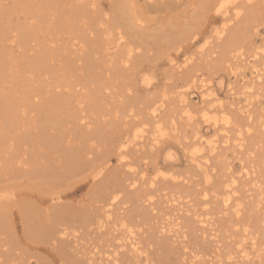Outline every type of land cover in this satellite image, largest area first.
I'll return each mask as SVG.
<instances>
[{"label": "bare ground", "instance_id": "obj_1", "mask_svg": "<svg viewBox=\"0 0 264 264\" xmlns=\"http://www.w3.org/2000/svg\"><path fill=\"white\" fill-rule=\"evenodd\" d=\"M23 13L26 16L19 17ZM49 14L54 27L77 32L76 37L72 35L76 42L68 45H77L78 54L70 50L75 54L70 60L75 59L84 75L78 70L82 77L76 75L79 79L74 84L49 70L52 48L56 57L65 59L63 66L77 68L63 56L70 48L67 44H60L59 51L41 41ZM52 29H46L48 34ZM208 32L216 35V41L206 39L204 48L217 56L208 58L214 65L207 69L222 67L236 82L228 81L224 91L208 86L200 90L197 110H193L189 89L203 81V73L199 72L200 57L188 55L187 50L199 37L207 38ZM34 40L46 49L38 43L40 51L29 56L26 51ZM8 48L17 54L9 60ZM161 58L176 75L158 88L145 76L149 70L143 61ZM17 67L14 74L11 69ZM8 68L10 74H6ZM33 68L42 74L43 70L55 72L53 79L64 83H49L40 74L35 77ZM43 91L42 99L38 94ZM36 96L43 100L37 105L46 113L40 112L41 131L31 139L27 128L18 130L26 127V111ZM211 103L220 111L221 122L208 114ZM170 105L181 108L191 127L186 143L178 137L179 123L172 112L176 108ZM93 122L94 127L100 124L110 132L99 154H94L97 146L87 143L101 136L90 126ZM169 123H173L170 128ZM76 124H84L85 134L89 133L85 137L78 128L82 131L77 139L83 142L79 146L72 142ZM48 130L52 133L43 140ZM171 136L181 144L184 169L174 170L175 163L167 161L172 158L169 153L167 160L145 161L146 168L134 169L137 160L130 159L129 151L131 156L139 151L138 158L153 159ZM33 139L46 153L56 149L65 175L43 178L38 162L29 154L36 146L30 152L27 149L25 156L21 149ZM227 150L239 160V169L233 168V160L222 159L217 169L211 163ZM0 151H6L0 154V165L8 168L7 177L0 171V248L6 246L0 249V264H31L30 260L32 264H205L201 256L207 250L212 252V264L263 263L264 0H0ZM113 158L116 166L109 168ZM103 169L102 180L80 198L90 197L96 203L72 204L80 200L66 188L95 178ZM159 182L186 191L185 209L169 206L181 194L166 196L173 201L169 204L168 199L154 197L153 186ZM167 206L178 214L163 218L173 212ZM80 227L95 235L88 243L79 241L84 234ZM69 243L77 250L68 251Z\"/></svg>", "mask_w": 264, "mask_h": 264}, {"label": "rangeland", "instance_id": "obj_2", "mask_svg": "<svg viewBox=\"0 0 264 264\" xmlns=\"http://www.w3.org/2000/svg\"><path fill=\"white\" fill-rule=\"evenodd\" d=\"M18 12V11H17ZM19 14H20V11H19ZM18 14V15H19ZM55 14H57L56 12H55ZM20 15H22V13L20 14ZM19 15V17H21V18H24V15H25V13H23V17L22 16H20ZM51 14H49V17L47 18V20H48V24L49 23H51V21L53 20V18H51V19H49L50 17H52V16H50ZM53 16H54V13L52 14ZM26 16V15H25ZM15 18V17H14ZM13 20H15V19H13ZM56 20V19H55ZM219 21V20H218ZM13 22V21H12ZM26 22H29V21H26ZM53 22V21H52ZM48 24H47V28H50L51 27V29L52 28H54V30L52 29L51 31H50V33L48 34V31L49 30H43V37L41 38L42 40V42H43V39L44 40H46L45 41V43L44 44H46V42H47V48H48V46H50V47H52L53 45H54V48L56 47V48H58L59 49V46H60V44H61V47H64V45H68V44H71V42H76V40H73L74 39V35H75V37H76V34H77V32L76 33H74L75 31H72V30H74V29H68V28H57L56 26L54 27V24L53 23H51V25L49 24V27H48ZM55 24H56V22H55ZM69 26V25H68ZM61 31V35L59 34V31ZM65 30H67L66 31V33H65ZM68 30L69 31H72V32H68ZM57 32V34H56V32ZM56 35H54V34ZM66 34V35H65ZM60 35V36H59ZM68 35V36H67ZM73 35V36H72ZM53 36V37H52ZM58 36L59 37H62V38H59L58 39ZM69 36H70V38H69ZM56 37H57V39H56ZM64 37L66 38V37H68V39L66 38V40L64 39ZM214 37H216V35H213V32H208L207 33V38H200L199 37V39L198 40H196V42H195V44L191 47V48H189L188 50H187V54L188 55H192L194 58H199L197 61L198 62H200L199 63V67H200V71L199 72H202L203 73V75H202V78H203V81H198L197 82V85L194 87H192V88H190L189 89V94H188V97H189V100H191L192 101V103H191V107H192V109L194 110H197V107H198V102H199V91L200 90H203V89H205L207 86L211 89V88H216V89H218V90H220V91H224L226 88H227V83H228V81H233V83L234 82H236L234 79H232L231 78V75L228 73V71L227 70H225V69H223L222 67H214V66H212L211 68H208L207 69V67L209 66V65H214V63H211V60L210 59H212V58H214V57H216L217 56V54L215 55L214 53H212V54H209V50L207 51V49L206 48H204L205 47V40L206 39H208V41H216L215 40V38ZM53 39V40H52ZM55 39V40H54ZM70 39V40H69ZM65 40V41H64ZM35 41V40H34ZM38 41V42H37ZM69 41H71V42H69ZM37 42V43H36ZM61 42V43H60ZM64 42H67V43H65L64 44ZM38 43L41 45V49L42 48H45L46 49V45L45 46H43V44H41V42L39 41V40H36L35 42H33V41H31V44H34L35 45V47H34V45L32 46L33 48H35V49H31L32 47H30V51L28 50V51H26V52H28V54H29V56H31V54H33V52H39L40 51V49H37L36 50V47L38 46L39 47V45H38ZM36 44H37V46H36ZM50 44V45H49ZM58 47H57V46ZM43 46V47H42ZM37 47V48H38ZM68 47H70V48H67V52H66V50L63 52L65 55H63L65 58H68L69 57V59H66L67 61L68 60H70V55L73 57L75 54H78L76 51H77V45H75V44H73V46L71 47V46H69L68 45ZM76 49V51H75V49ZM68 49H69V51H68ZM202 49H204L205 50V52L204 51H201ZM8 50H9V55H8V59L7 60H9L10 58H11V55L12 54H15V55H17L16 54V52H13L10 48H8ZM34 50V51H33ZM62 50V48L61 49H59V51H61ZM70 50H74L75 52H72V54L73 53H75L74 55H72L71 54V52H70ZM31 51H32V53H31ZM48 51H50L49 49H48ZM52 51H56V49H54L53 50V48L51 49V52ZM201 51V52H200ZM25 52V51H24ZM37 52V53H38ZM53 52V55L51 54V56L49 55V59L51 58V61H50V63L49 64H51V68L49 69L50 71H53V70H55V71H57V75L58 76H61V78L62 79H65V80H63L64 82L66 81V79H68V81L69 80H71L72 82H70L71 84H74V83H76V81H78V79L79 78H76L77 76H79V77H82V76H80V75H77V73H79L80 74V72L82 71L81 70V67H77L78 66V63L77 62H75V59L73 58L72 60H70V62H69V64H71L70 66H75V67H77V68H75V69H72V68H70L69 67V65L66 67L65 66V64H64V66H63V61H65V59L64 58H62V57H60V58H62L61 60H58V59H60L59 57H56L57 55L55 54ZM68 54V53H70L69 55H67L66 53ZM27 54V55H28ZM24 55H26V54H24ZM34 55V54H33ZM209 56V57H206V58H204L205 56ZM68 56V57H67ZM77 56V55H76ZM75 57V56H74ZM78 57V56H77ZM33 58V57H32ZM55 58H57L56 60H55ZM208 58H210L209 60H208ZM149 59V58H148ZM148 59H146V60H144L143 61V64L146 66L145 68H147L149 71L147 72V74L145 75V76H147V77H149L152 81H153V84L154 85H157L158 86V88H162L163 87V84L164 83H166L167 84V82H171V80L174 78V76L176 75V71L174 70V69H170L169 67H168V65H167V63L166 62H164L163 61V59L161 58V59H150V60H152V61H149ZM57 65V66H60L62 69H64V70H61L62 71V73L64 72V74L66 75V77H64V75L62 74L61 75V72H60V69H58V67H55V65ZM146 64H148V65H146ZM205 64H207V65H205ZM7 65H12L11 63H7ZM150 66V67H149ZM32 67H36V66H32ZM18 68L19 67H17V68H13V69H11L12 70V72L15 74L16 72H15V70L17 69L18 70ZM74 68V67H73ZM34 70H33V73L35 74V77L36 76H39V75H37V74H40V76H41V79L42 78H44V80L45 79H47V80H45V81H47V82H52V83H54V84H60L59 83V81L61 82V83H64V82H62V79L61 78H59L58 76V78L59 79H57L56 77L53 79V74L55 73H53V74H50L49 72L47 73L46 72V70H43V73H45V74H42V71L41 70H39L38 72H36V69L35 68H33ZM53 69V70H52ZM69 69H71V70H69ZM11 70H9V68H8V70H7V73L6 74H10L11 72H9V71H11ZM59 70V71H58ZM78 70H80V72H78ZM40 71H41V73H40ZM65 71H67V72H65ZM75 71V72H74ZM77 71V72H76ZM59 72H60V74H59ZM68 72H73V74H68ZM30 74L31 75V77H33L32 75H34V74ZM84 72H81V74L82 75H84L83 74ZM43 76H42V75ZM48 74H49V77L51 78H49L48 77ZM56 74V73H55ZM75 74V75H74ZM44 75H46V76H44ZM72 75V76H71ZM73 75H74V77H73ZM77 75V76H76ZM138 74H136V75H134V77L135 76H137ZM27 76L28 77H30L29 76V73L27 74ZM39 76V77H40ZM63 76V77H62ZM30 77V78H31ZM46 77V78H45ZM57 79V80H56ZM140 79L141 78H139L138 77V82H139V84H141L140 83ZM44 80H43V83H44ZM74 80H76V81H74ZM67 81V83H69ZM58 82V83H57ZM137 82V83H138ZM69 83V84H70ZM115 83H117V81L115 82ZM152 83V82H151ZM238 83V82H237ZM70 84V85H71ZM235 84V83H234ZM71 87H72V85H71ZM43 88H46L47 89V87H43ZM45 89V90H46ZM44 92V91H43ZM45 94H46V92H44L43 94L41 93V94H38L39 95V97H41L42 99H43V97H45ZM44 95V96H43ZM38 97V98H39ZM33 97H31V101L33 100H37V101H35V104H33V106L31 107V109L29 108V109H27V111L26 112H28L27 114H26V120H27V124H26V127L25 126H21V128L18 130V132H20L21 130H23L24 131V129H26V131L28 132V134L31 136V139L35 136V134H37V133H40V128H39V119L40 118H44L43 116L45 115V113H46V111H44L43 109H40L41 107H40V105H41V103L43 102V100L42 99H40V100H38L37 99V96L36 97H34V99H32ZM36 98V99H35ZM261 99V98H260ZM32 101V102H33ZM39 102V103H38ZM41 102V103H40ZM31 103V102H30ZM34 103V102H33ZM37 104H40V105H37ZM31 105V104H30ZM36 105V109H34L35 106ZM178 105H179V103H178ZM170 106H173L174 107V110H175V108H176V110L175 111H172V112H174V115L176 116V121L179 123V130H178V137L180 138V140H181V142L183 141H185V143H186V140H189V139H186V135H188V137L191 135V127H190V125L187 123V121H186V118L182 115V111H179V110H181V108L179 107V106H174V105H170ZM38 108V109H37ZM73 109H75V108H73ZM72 109V110H73ZM76 110V109H75ZM209 110H211V112H209L208 114L209 115H213L219 122H221V116L222 115H220V111H218V110H216V105L215 104H213V103H211L210 104V108H209ZM40 112L42 113L41 115H43V116H41L40 115ZM76 112H79L78 110H76ZM85 113V112H84ZM109 113H111V112H109ZM182 115V116H181ZM200 115V113H196V116L198 117ZM39 116H41V117H39ZM108 117V116H107ZM41 119V120H42ZM86 120H88L87 118H85ZM44 120V119H43ZM82 122H84V121H82ZM173 123H169L168 124V128H170V126L172 125ZM202 125H203V127H205V125H206V123L205 122H203V123H201ZM30 125V126H29ZM77 126V128H75V129H77L78 130V128L80 129V127H81V129H83V132L82 133H86L87 132V129H88V127L86 128L85 126H84V124H82V125H79L78 126V124H76ZM90 126H92V127H94L95 126V124H94V122H93V125H90ZM174 127V126H173ZM95 129H94V131L96 132V133H98V135L100 134L101 136H99V137H94V139L92 140V141H89V142H87V143H89V144H93L94 146H97V148H95V150H94V154H99V153H101V152H103L104 150H105V141H107V139L109 138V137H107V136H110V132L108 131V129H106V127L104 128V127H102L100 124L97 126V127H94ZM97 128V129H96ZM101 129V130H100ZM150 129H152V128H150ZM66 130H68V131H70V130H72L71 129V124H68V125H66ZM100 130V131H99ZM149 130V129H148ZM82 131V130H81ZM80 130H78L77 132H75L74 133V137H75V139H73V143L75 142V144H74V146H79L81 143H83V142H81L80 141V139H77V133L78 132H81ZM48 132H50V133H52V130H48V131H46V134L44 135V136H42V138H43V140H44V138H46V136H48ZM174 131L173 130H170V134L171 133H173ZM209 133H211V132H209ZM208 133V134H209ZM230 134H231V132H230ZM19 135L20 136H23L24 138H25V136H27L26 134H22V133H19ZM146 135H147V133L146 132H144V136L146 137ZM218 135H220V134H218ZM217 135V136H218ZM69 136L70 137H72L73 136V133H71L70 132V134H69ZM90 136H93V134L92 135H90ZM221 136V135H220ZM220 136H218V137H220ZM69 137V138H70ZM82 135H81V139H82ZM85 137H89V133L88 134H85ZM207 137H212V135H209V136H207ZM218 137H216V138H218ZM93 138V137H92ZM107 138V139H106ZM140 140H141V138H140ZM9 141H11V140H9ZM8 142V141H7ZM84 142H86V141H84ZM27 144V145H26ZM184 144V143H183ZM182 144V145H183ZM25 145V146H24ZM28 147V148H24V147ZM36 146V147H35ZM42 146V145H41ZM141 146V145H140ZM140 146H130L131 148H135V147H140ZM31 147L33 148V147H35L34 149H35V151H31ZM160 148V152H156L155 153V158H153V159H151V156L149 157V156H147V157H137V155L139 154L138 152L139 151H132L131 152V154L133 153V155L131 156L130 155V151H129V156H130V159H131V157L133 158V159H136L137 160V162H135V165H134V169H136V170H140L141 171V169H143V167L144 168H146V165H145V161H147V162H150V161H152L153 162V160H167L166 158H164L165 156H166V154L167 153H169V154H171V156H172V158H170L169 160H167V161H170V162H173V163H175V166H174V170L175 171H179V170H181V169H184L185 168V160H184V156H183V154H182V152H181V150H180V148H181V144H177V141H176V139L174 138V137H172L171 136V138L168 140V141H165V142H163L162 144H161V146L159 147ZM22 150L23 149H25V150H23V155L25 156L26 155V151H27V149H28V151H29V149H30V156H33V160H36L38 163V168L39 169H41L42 171H43V178L45 179V180H49L50 178H53V176H57V175H59V174H61V175H65V173H61L63 170H65V168H64V165H63V163L59 160V157H58V152L56 151V149H50V153L48 152V153H46V151L43 149V148H39L38 146H37V144H36V139H33V142L30 144V143H25V144H23L22 145V148H21ZM142 149H145V148H141V150ZM6 150V149H5ZM8 150L9 149H7V152L6 151H0V154L2 155H4L5 154V152H6V154L8 153ZM33 150V149H32ZM131 150V149H130ZM26 152V153H25ZM5 154V155H6ZM2 155V156H3ZM0 157V163H3L2 162V158L3 157ZM227 156V157H226ZM5 157V156H4ZM145 158V159H144ZM222 159H227V160H233V161H231L233 164H232V166H233V168L234 169H239L238 168V164H239V160H236V159H233V157L230 155V150H227L226 151V154L225 155H221V157H218L217 159H216V157L215 158H213L212 160H211V163H213L214 165H215V168L217 169V167H218V162H220ZM135 160V161H136ZM144 163V164H143ZM143 164V165H142ZM1 166V165H0ZM19 166V165H18ZM40 166V167H39ZM114 166H116V162H115V160H114V158L111 160V162L109 163V168H113ZM2 167V166H1ZM20 167V166H19ZM19 167H17V168H19ZM23 166H21V168H22ZM142 167V168H141ZM2 168L4 169V170H2ZM2 168H0V171L3 173V174H5V177H7V169L8 168H6V166H5V168H4V166L2 167ZM151 170V168H148V170ZM104 171H106V169H103V171L98 175V176H96L95 178H91L89 181H82L81 183H75V184H73V186L71 187V188H66V190H65V192H67V191H70V192H74V194H75V196L77 197V198H79V200H80V202L79 203H72V204H77V205H82V206H85V205H88L90 202L91 203H96V202H94L95 200H93V201H90L89 199H90V197H86L85 196V198L84 199H86L87 198V202H82L84 199H80L81 198V195L82 194H87V193H89L90 192V190L89 189H91L92 187H94L100 180H102V179H99L100 178V176L102 175V173L104 172ZM203 172V175H205L206 174V172L205 171H202ZM55 173H56V175H55ZM148 173H151V172H148ZM50 175V176H49ZM47 176V177H46ZM148 176V175H147ZM46 178H49V179H46ZM64 178H68V177H64ZM102 178V177H101ZM158 178H160V177H158ZM156 180V179H155ZM147 185V184H146ZM154 188H155V191H154V193H155V196L154 197H160L161 196V198L163 197L164 199H168V201H166V202H168V204H169V202H171L172 200L174 201V203L175 204H173V203H171V205H169L170 207H172V205H175V207H181V208H183V209H185V206L186 205H184L183 203H185L186 202V199L188 198V196H186L185 195V193L184 192H186V191H182V193H181V190H182V187H181V190L179 191L177 188H180V186L179 187H177V186H175V185H168V184H162V182H159V184L157 183L156 185H154L153 186ZM174 187H175V189H174ZM172 189H174V190H172ZM141 190H145V185H142L141 186ZM8 191H10V190H8ZM11 191H13V190H11ZM172 191V192H171ZM187 192H189V191H187ZM175 193H177V195L179 194H181V195H185L184 197L183 196H179V199L178 198H176V200H175V198H173V196L175 195V196H177ZM190 193H192V192H190ZM170 194H173V195H171L170 196ZM193 195H194V193H192ZM255 195H256V192H255ZM166 196H168L169 198H173L172 200H170L169 198H166ZM183 197V198H182ZM256 197H257V195H256ZM181 199H183V201L182 202H180V200ZM170 200V201H169ZM184 200H185V202H184ZM188 200V199H187ZM172 201V202H173ZM126 202H128V201H126ZM212 202V201H211ZM123 205H125V204H123ZM166 205V204H165ZM178 205V206H177ZM169 206H167L168 208V210H169ZM174 207V206H173ZM197 207H202V205L200 206V205H198ZM90 208V207H89ZM169 211H173L172 213H173V215L171 216V214H169V213H167V215L166 216H164L163 215V218H165V217H175L176 216V214L175 213H177L176 212V210L175 209H171L170 208V210ZM179 211H181V210H179ZM114 214H118L116 211H114ZM175 214V215H174ZM178 214V213H177ZM163 218H162V220H163ZM167 219V218H166ZM73 224H75V225H77V226H79L80 225V223H78V222H74ZM196 224L197 223H195V226H196ZM71 231V230H70ZM78 231H80V232H83L84 234H82L81 236H80V242H82V243H88L89 241H90V239L91 238H93L95 235L92 233V234H86V231H83L82 230V228L80 227L79 229H78ZM198 233L199 232H201L200 230H198L197 231ZM68 238H70V239H72L73 240V238L71 237V236H69ZM175 244H176V242H174ZM177 245V244H176ZM208 245H209V243H208ZM207 245V246H208ZM6 246H3V247H1L0 249H2V248H5ZM197 247V246H196ZM68 251H76L77 249H76V247L74 246V243H69V245H68V249H67ZM208 252H205L204 254H202L203 256H201V258L203 257V259H204V263L205 264H212V261L210 260V258H211V254H212V252L210 251V250H207ZM205 256V257H204ZM31 261V264H32V261L33 260H30ZM14 261H11L10 263H13ZM260 264V263H259ZM261 264H264V262L263 263H261Z\"/></svg>", "mask_w": 264, "mask_h": 264}]
</instances>
